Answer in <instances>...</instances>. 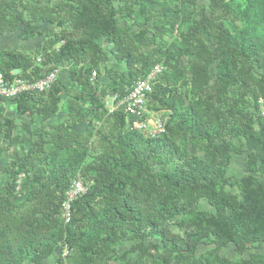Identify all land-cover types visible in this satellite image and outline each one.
<instances>
[{
    "label": "trees",
    "instance_id": "obj_1",
    "mask_svg": "<svg viewBox=\"0 0 264 264\" xmlns=\"http://www.w3.org/2000/svg\"><path fill=\"white\" fill-rule=\"evenodd\" d=\"M14 32L43 39L0 49L5 78L59 73L0 97V264H264V0H0ZM157 64L150 137L104 97ZM76 176L87 190L64 222Z\"/></svg>",
    "mask_w": 264,
    "mask_h": 264
},
{
    "label": "built area",
    "instance_id": "obj_2",
    "mask_svg": "<svg viewBox=\"0 0 264 264\" xmlns=\"http://www.w3.org/2000/svg\"><path fill=\"white\" fill-rule=\"evenodd\" d=\"M162 70L163 66L161 64L155 65L144 78L136 80L122 98L115 94H107L104 97V102L108 112L116 111L121 107L124 113L131 118L130 126L132 129L143 131L150 137L161 134L164 131V122L159 117L149 115L147 98L152 91L153 81ZM58 73L59 70L55 68L38 79H24L21 77L7 79L0 72V97L8 99L22 93H41L50 88ZM95 76V71H92L90 79H94ZM69 183L64 192L61 207V217L64 222H68L70 219L72 201L83 195L87 190L86 185L79 176L73 178Z\"/></svg>",
    "mask_w": 264,
    "mask_h": 264
},
{
    "label": "rangeland",
    "instance_id": "obj_3",
    "mask_svg": "<svg viewBox=\"0 0 264 264\" xmlns=\"http://www.w3.org/2000/svg\"><path fill=\"white\" fill-rule=\"evenodd\" d=\"M12 109H13V107L9 104L5 105L4 108H2V110L5 112V114L9 117L13 115ZM149 115L153 116V117H159L160 115L165 116V113L159 112V113L153 114V113L149 112ZM57 117H58L57 119H59L62 117V115L59 114ZM15 119H16L15 120L16 123L19 124V121L21 118L16 117ZM23 119H25L27 122H29L32 125L38 120V119L28 118V117H24ZM82 128H83L82 125L78 126L79 130H81ZM20 130H21V128L19 127L17 129V132H19ZM244 161H245L244 156H233L231 164L228 168V175L235 177V178H238L239 176H241ZM4 162H5V156L0 158V168L3 166ZM2 180H3V175L0 173V183ZM200 208L205 209V210H211V208L205 202L200 203ZM253 250L256 252H263L264 253V246L252 249L251 251H253ZM221 254L228 256L230 258L235 256V254L231 248H226V249L222 250ZM44 264H47V262H44Z\"/></svg>",
    "mask_w": 264,
    "mask_h": 264
},
{
    "label": "crops",
    "instance_id": "obj_4",
    "mask_svg": "<svg viewBox=\"0 0 264 264\" xmlns=\"http://www.w3.org/2000/svg\"><path fill=\"white\" fill-rule=\"evenodd\" d=\"M39 26L42 32H44L47 28V26L44 24H40ZM17 33L18 32L0 35V49H14V50H22L25 52H30L35 48H37L43 39V36H36L29 40H21L18 37ZM5 105L7 104L1 105L0 109L2 110V108H4ZM20 118H21L20 121L21 120L26 121L25 119H23L24 117L23 118L20 117Z\"/></svg>",
    "mask_w": 264,
    "mask_h": 264
},
{
    "label": "water",
    "instance_id": "obj_5",
    "mask_svg": "<svg viewBox=\"0 0 264 264\" xmlns=\"http://www.w3.org/2000/svg\"><path fill=\"white\" fill-rule=\"evenodd\" d=\"M16 72H17L16 70L13 71L14 74H15Z\"/></svg>",
    "mask_w": 264,
    "mask_h": 264
}]
</instances>
